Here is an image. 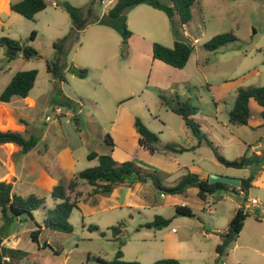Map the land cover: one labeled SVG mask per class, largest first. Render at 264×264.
<instances>
[{
  "label": "rangeland",
  "instance_id": "1",
  "mask_svg": "<svg viewBox=\"0 0 264 264\" xmlns=\"http://www.w3.org/2000/svg\"><path fill=\"white\" fill-rule=\"evenodd\" d=\"M65 1L84 7L80 0ZM201 1L202 14L194 13L191 21L183 26L178 20L168 21L163 12L151 8L149 11L153 15L149 19L152 23L143 29L132 12L126 13L129 26L133 28L129 30L134 35L128 40H122L115 31L99 24H90L75 38L68 14L62 8L50 6L47 0L44 11L33 15L32 20H8L9 8L0 6V19L5 21L0 24V37L19 40L36 51V55L27 60L17 55L6 61L0 47V88L16 70L34 69L36 76L30 93H38L46 107L37 108L35 124L40 127L44 126L43 121H39L43 115L52 116L51 108L59 105L61 91L70 95L74 107L88 95L96 105L94 111L100 105L111 113L119 105L128 108L127 112L139 118L158 137L155 152L152 156L143 152V157L153 164L163 185L175 184L187 171L199 177L209 174L211 180L246 177L248 169L218 163L207 145L196 151H183L174 159L163 148L165 143L177 147L196 142L180 116L170 110V107L185 102L194 108L191 116L201 132L225 159L264 151V116L260 107L256 104L249 107L246 124H231L227 119L236 88L264 85L261 52L264 48V0ZM101 10L103 8L96 0L93 14L99 16ZM45 24L49 26L45 27ZM137 29L145 31L143 40L136 36ZM31 30L37 32V36L29 40ZM228 31L234 35L233 40L213 50L203 48L202 44L211 36ZM54 32L57 37H52ZM62 38L65 39L61 43ZM148 40L168 47L173 41L185 42L191 46V53L184 66L176 69L151 58ZM60 45L61 52L58 53ZM47 60H57V68L64 77L61 82L46 71ZM71 64L74 67L71 68ZM77 69L83 71L81 76L75 74ZM34 128L40 129L36 125ZM144 194L149 206L140 208V213L131 218L122 219L123 227L117 238L105 227L88 229L87 225L92 224H81L78 214L71 210L67 219L72 228L70 232L45 229L35 243L27 229L40 222L42 207L32 210L31 216L12 218L7 222L0 216V239L5 238L7 245L13 241V245L25 251L24 255H9V261L2 264H99L95 257L110 260L117 247L122 260L147 264L150 256L171 253L172 248L165 245L173 235L181 241L180 264H208L214 253L213 247L202 237L200 230L209 232L213 228H222L227 223L228 213L239 202H247L249 198L264 202V198L253 195L250 187L242 193L243 198L231 192H215L220 197L210 198L209 204L197 198L193 186L180 194H162L161 197L150 183ZM179 202L186 204L192 213L175 215L173 204ZM52 203L53 199L47 195L43 205L50 207ZM253 210L247 211L245 225L253 217ZM155 214L168 217L169 222L159 229L146 228L144 223ZM18 219H22L21 222ZM172 226L173 231L170 230ZM10 233L13 235L4 237ZM43 241L48 245L43 247Z\"/></svg>",
  "mask_w": 264,
  "mask_h": 264
},
{
  "label": "crops",
  "instance_id": "2",
  "mask_svg": "<svg viewBox=\"0 0 264 264\" xmlns=\"http://www.w3.org/2000/svg\"><path fill=\"white\" fill-rule=\"evenodd\" d=\"M14 1L17 0H0V6L5 5L8 7V4ZM47 1H49L50 6L60 9L59 6L55 5V2L65 0ZM80 1H82V3L84 2L83 6L88 3L86 0ZM114 1L115 0H98V3L103 8L98 15L103 14ZM159 1L166 5L170 4L169 0ZM202 4L201 0H195L190 5V19L184 24L191 21L194 13L202 14ZM44 9L41 11H44ZM149 10H151L149 6L138 4L130 7L127 13L132 12V16L136 18L138 25L146 29L150 27L149 25L152 23L149 17L153 14ZM10 12L11 13L7 16L8 20L16 21L18 18H22L20 15L12 11ZM37 13H35L34 16H36ZM125 18L128 29L132 31L133 28L129 26L127 16H125ZM171 20L177 21L178 16L174 14ZM68 21L70 22V19ZM52 23H54V21H52ZM0 24H5V21L0 19ZM184 24H182V26ZM89 25L90 24L86 25L81 32ZM48 26V24H45V27ZM131 31L130 36H134ZM136 31L138 34L136 36L143 40L145 31L139 32L138 29ZM57 35V32H54L52 37H57ZM36 36L37 32H34V38H36ZM130 36L126 40H128ZM151 43L152 42L149 41L150 45ZM148 50L150 52V46ZM70 67H74V64H71ZM77 71L79 72V69H77ZM78 72L75 74L78 75ZM4 85L0 88V91ZM62 96L74 102L69 94H64L61 91V97ZM83 100V102L79 101L75 107L73 105L74 103L70 106L59 104L52 107V116L44 114L42 119L39 120L43 121V127L35 124L37 108L46 109L38 93L31 94L29 90L26 96H12L8 101L0 102L1 131H15L25 138L29 135L32 136V132L37 134V137H33L36 139L33 146L24 153H21L19 151V146L13 142L0 143V181L7 182L11 185V192L23 197L31 193L38 197H43L44 200L47 195L50 196L49 191L51 187L56 184L59 179L67 181L75 172L96 164V158H87V153L89 152L110 154L112 159L117 163L131 159L135 164L144 169L155 170V167L150 161L144 160L146 158L143 157V152L149 153L137 143V134L133 127V117L135 116L131 112H127L128 108L119 105L114 108V111L111 113V111L108 112V109L104 111L105 107L100 105L97 111H94V106L96 105L91 101V96L86 95ZM254 105L255 103L249 99L248 107H254ZM56 107H61L62 112L60 114L55 113L54 109ZM47 116L49 118L45 119ZM35 125L40 129L34 128ZM106 136L110 138L111 145L106 141ZM194 145L195 144L181 147L196 151L206 144L200 142L198 146ZM167 151L173 156V159L175 156L179 155L178 152ZM262 152L264 151L256 150L251 153L261 155ZM148 156H152V154ZM245 169H248L249 172L250 170H254L250 181V188L253 190V195L257 198H264V159L257 167L251 165L243 167V170ZM206 177L209 181L215 180H211L209 174H206ZM238 178L241 177L235 176V178L226 179L225 182L237 187ZM147 185L150 186V181L148 179H146V181L138 179L129 183L124 181V183L114 185L106 194L95 193L93 195H88L87 193L90 187L83 182H78L76 191H79L80 194L77 197V208L72 210H75L80 217L81 224L95 225L96 230L97 228H108L114 223L122 221L125 217L131 218L133 214H139L140 208L149 206L150 202L144 194V189L147 188ZM188 188L189 187L185 190ZM241 195L242 193L240 191L236 194L238 198H242ZM163 196L164 195L161 197ZM214 196L217 198L220 197L214 193L208 195L204 200L205 204H209V199H213ZM259 202L264 205V202ZM174 205H182V203L179 202L173 204V206ZM239 205H242L247 211L253 208V217L246 225L245 219L243 220L242 227L237 236L226 245L220 255L216 254L214 247L220 242L219 233L226 229L227 223L222 228H213V230L209 232H204L202 229L200 230L202 237L210 242L213 247L214 253L208 264H264V212H260L256 207L247 208V202L242 201L232 208V212L228 213L227 222L233 210ZM202 208L204 209V207ZM18 222H21V220L18 219ZM31 229L32 228H28L27 232ZM44 230L45 229H42L41 233ZM170 230L173 231L174 227L172 226ZM11 235L13 234H5L4 237ZM4 239L5 238H2L1 240L2 245L19 249L18 246L13 245V241L7 245V241ZM180 244L181 241L177 240L173 235L165 245L172 248L169 250L171 253L164 252L165 254L162 256H150V260L147 262H151L160 257L174 258L180 262ZM152 252L153 249L149 251L150 255H152ZM193 253L194 251H191V254ZM220 256H223V258H220Z\"/></svg>",
  "mask_w": 264,
  "mask_h": 264
},
{
  "label": "trees",
  "instance_id": "3",
  "mask_svg": "<svg viewBox=\"0 0 264 264\" xmlns=\"http://www.w3.org/2000/svg\"><path fill=\"white\" fill-rule=\"evenodd\" d=\"M95 1L96 0H89L84 7H76L66 1L55 2V5L62 8L68 14L70 19V30L74 33L75 38L78 37L79 32L86 25L96 23L112 29L122 40H126L131 33L127 28L125 15L121 14L120 10L124 6L130 8L138 4H144L152 9L163 12L168 21H171L172 16L176 14L179 24L182 25L190 19L189 8L195 0H169V5L163 4L159 0H115L113 4L99 16L93 14ZM45 6V0H17L8 4L10 11L20 15L26 20H32L33 15L44 9ZM33 38L34 31L31 30L28 34V39L32 40ZM64 39L65 38H62L60 42L62 43ZM233 39L234 35L230 31L217 33L205 41L202 46L206 50H213ZM53 46L56 45L53 43ZM0 47L3 48V55L6 61L14 59L17 55L24 60L36 55V51L30 45L4 36L0 37ZM57 51L58 53L61 52V45L58 47ZM261 52L264 56V48ZM190 53L191 46L181 41H173L169 47L157 42H152L150 45V55L152 59H156L176 69H180L184 66ZM45 67L46 71L51 72L54 78L59 82L64 79L61 71L57 68V60L45 61ZM82 74L83 71L79 69L78 75L81 76ZM35 76L36 71L34 69L16 70L0 91V102L8 101L12 96H26L32 87ZM249 99L260 107L261 115L264 116V85L238 87L235 90L232 105L227 111L229 123L246 124L249 118ZM58 103L60 105L70 106L73 104V101L62 96ZM170 110L178 114L184 125L189 128L190 133L196 140L194 146H198L200 142H204L210 148L213 157L218 163L234 168L251 165L257 167L264 159V155H256L254 153L251 155L242 154L239 158L233 160L225 159L217 152L215 146L204 136L198 123L191 116L194 114L193 107H189L185 102H182L175 107H170ZM133 127L137 134L138 145L149 154H153L156 150V143L158 141L157 135L145 127L137 117H133ZM35 140L36 139L30 135L25 138L15 131L0 130V143L13 142L19 146V151L21 153L29 150L33 146ZM106 141L111 145V140L107 136ZM163 148L178 153L189 150V148L181 146L176 147L172 143H165ZM87 158H96V164L75 172L67 181L59 179L57 183L51 187L49 194L53 198L54 203L50 207H45L43 205V197H38L31 193L23 197L11 192V185L9 183L0 181L1 218L7 222L12 218H20L26 215L31 216L32 210L42 207L43 216L40 222L35 223L34 228L29 231L31 241L37 243L42 229L61 231L64 233L71 231L72 228L67 219L71 210L77 208V197L80 194L79 191H76L78 182L87 184L90 187L87 194L93 195L95 193H108L114 185L124 183V178H126V182L129 183L141 177H146L152 186L161 194H180L184 192L187 187L193 186L196 188L197 198L204 201L206 196L218 191L231 192L233 194H238L239 191L244 193L250 187V181L254 172V170H250L246 177L238 178L237 187L223 180L216 179L209 181L207 177H199L196 173L190 171L182 174L175 184L167 186L161 183L155 170L149 171L144 169L135 164L131 159L117 163L112 159L110 154H96L93 152L87 153ZM241 197L243 198V195ZM174 214L188 216L191 214V210L185 204L174 205ZM247 214V210H245L242 205H239L233 210L227 222L226 229L219 233L220 242L214 247L217 255H220L226 245L237 236ZM168 222V217L155 214L150 221L144 223V226L146 228L159 229ZM122 227V221H118L115 225L109 226L108 230H110L114 238H117ZM87 228L96 230L94 225H87ZM118 243L120 245L121 241ZM47 245L48 244L43 241L42 246L45 247ZM54 252H56V250H53V253ZM14 253L24 255L25 251L4 246L1 244L0 239V264L9 261V255ZM121 257V251L119 247H117L110 260H105L100 257H95V260L99 264H143L137 261H124ZM147 264H179V262L174 258H159Z\"/></svg>",
  "mask_w": 264,
  "mask_h": 264
},
{
  "label": "built area",
  "instance_id": "4",
  "mask_svg": "<svg viewBox=\"0 0 264 264\" xmlns=\"http://www.w3.org/2000/svg\"><path fill=\"white\" fill-rule=\"evenodd\" d=\"M56 114H60L62 112L61 107H56L54 109ZM49 117H45V119H48ZM160 195H162L160 193ZM248 207H256L257 209H259L260 212H264V205L262 203H260L259 201H257L255 198H249L247 201V208Z\"/></svg>",
  "mask_w": 264,
  "mask_h": 264
},
{
  "label": "water",
  "instance_id": "5",
  "mask_svg": "<svg viewBox=\"0 0 264 264\" xmlns=\"http://www.w3.org/2000/svg\"><path fill=\"white\" fill-rule=\"evenodd\" d=\"M128 9H129V7L128 6H124L121 10H120V13L121 14H126L127 13V11H128ZM78 71L77 70H75V73H77ZM32 137H37V134L35 133V132H32ZM141 181H146V177H141V178H139ZM124 181H126V178H124L123 179Z\"/></svg>",
  "mask_w": 264,
  "mask_h": 264
}]
</instances>
